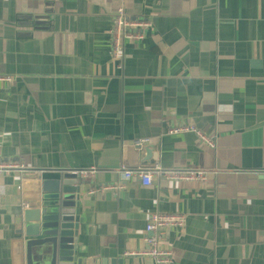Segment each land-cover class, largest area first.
<instances>
[{
  "label": "crops",
  "instance_id": "crops-1",
  "mask_svg": "<svg viewBox=\"0 0 264 264\" xmlns=\"http://www.w3.org/2000/svg\"><path fill=\"white\" fill-rule=\"evenodd\" d=\"M119 7L152 26L117 62ZM0 76L16 78L0 85V162L25 167L0 172V264L22 261L37 180L61 168L96 170L80 207L83 257L155 264L144 226L162 212L184 216L160 238L171 264H264V0H0ZM179 125L214 147L171 134ZM123 170L134 176L122 191L89 194Z\"/></svg>",
  "mask_w": 264,
  "mask_h": 264
},
{
  "label": "water",
  "instance_id": "water-1",
  "mask_svg": "<svg viewBox=\"0 0 264 264\" xmlns=\"http://www.w3.org/2000/svg\"><path fill=\"white\" fill-rule=\"evenodd\" d=\"M35 25L39 24L36 22ZM19 35L31 36L29 33ZM185 136L196 140L193 134ZM145 154L143 162L149 163L151 147L145 149ZM41 172L49 174L51 178L37 180L38 203L31 206L33 212L29 215L33 224L28 230L24 228L18 232L21 239L18 251L23 253L22 261L18 264H123L127 260L125 256L111 259L95 253L88 259L79 253L80 207L85 203L88 186H92L91 182L80 176L82 171L61 168Z\"/></svg>",
  "mask_w": 264,
  "mask_h": 264
},
{
  "label": "built area",
  "instance_id": "built-area-1",
  "mask_svg": "<svg viewBox=\"0 0 264 264\" xmlns=\"http://www.w3.org/2000/svg\"><path fill=\"white\" fill-rule=\"evenodd\" d=\"M113 30L112 33V58L114 61L120 62L123 58L124 43H139L144 39L145 32L151 28L152 24L146 19H132L127 16L123 7L117 8L112 19ZM16 81L12 76H0V85L9 86ZM171 134H193L198 140L209 148L214 147L213 140L206 138L203 133L193 126L179 125L174 127ZM147 144V140H139L133 145L135 149H139ZM10 170L24 171L25 167L15 163L0 162V172H7ZM159 175H165L167 178L180 181L203 183L206 181L207 174L202 171H176V172H161L159 168H155ZM96 176V170H89L82 172V178ZM134 174L131 171L123 170L121 172V182L113 185H104L95 192H90L93 195L96 192L100 193H116L122 191L125 185L130 182ZM142 186H149L151 184L150 173L139 172L136 174ZM184 224V216L180 214H165L162 212H153L148 218V222L144 226V245L146 247L142 255L153 260L155 264H171V253L168 250L160 247V238L172 229H180Z\"/></svg>",
  "mask_w": 264,
  "mask_h": 264
}]
</instances>
